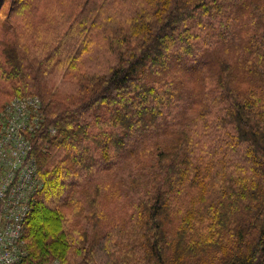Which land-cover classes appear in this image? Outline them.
<instances>
[{"label": "trees", "instance_id": "1", "mask_svg": "<svg viewBox=\"0 0 264 264\" xmlns=\"http://www.w3.org/2000/svg\"><path fill=\"white\" fill-rule=\"evenodd\" d=\"M31 6L0 55L43 105L25 264H264V0Z\"/></svg>", "mask_w": 264, "mask_h": 264}, {"label": "built area", "instance_id": "2", "mask_svg": "<svg viewBox=\"0 0 264 264\" xmlns=\"http://www.w3.org/2000/svg\"><path fill=\"white\" fill-rule=\"evenodd\" d=\"M43 124L36 96L16 97L0 108V264L26 262L25 220L41 186L33 142Z\"/></svg>", "mask_w": 264, "mask_h": 264}, {"label": "rangeland", "instance_id": "3", "mask_svg": "<svg viewBox=\"0 0 264 264\" xmlns=\"http://www.w3.org/2000/svg\"><path fill=\"white\" fill-rule=\"evenodd\" d=\"M57 1H59V0H57ZM29 5H32L31 8L37 7V8H41L42 10L49 11V10H53V8H54V0H3L0 3V55H1L2 51H3V53H7V50H9V47L15 48V45L11 44L10 42H12V41L15 42V40L17 41V39L19 41L20 40L19 35H23L25 37L24 25H23L24 28L22 27L23 30H22L21 34L18 35L17 32L13 33V31L11 30L10 24L5 21L6 15L10 14L11 8L15 7L17 9V12L15 13L16 16L13 17L14 20L17 19L18 22L22 21L24 24L25 23V9H29L28 8ZM43 19H44V16H40L37 18V20H39L41 23H42ZM33 25H35V23H33ZM39 27H41V26H39ZM39 27H36V28H39ZM11 37H13L12 40H10ZM3 65L5 66V69H6L5 72H9L8 65L6 63H4ZM0 73L2 74V72H0ZM62 74L63 73H61V72L55 73V74H53L52 77H50L51 74L48 75L47 79L49 82H48L47 86L44 87V90H47V88L52 87V85H57L58 80L61 78ZM54 82H56V83H54ZM8 85L12 86V84H10V83H8ZM8 85L0 83V104H2L3 102L9 103L12 99H14L16 97H20V96H14L10 100H8L6 97H4L3 96L4 92L7 89L11 88V87H8ZM43 182L44 181L41 180L42 186H43ZM114 191H115V195L113 198H112L110 192L107 191L106 189L102 190V192L99 194V196H97L98 204L103 206V208L105 210H107L106 207L108 208L109 206H110V209H112L113 208V202L120 201L124 197L123 188L116 187V188H114Z\"/></svg>", "mask_w": 264, "mask_h": 264}, {"label": "bare ground", "instance_id": "4", "mask_svg": "<svg viewBox=\"0 0 264 264\" xmlns=\"http://www.w3.org/2000/svg\"><path fill=\"white\" fill-rule=\"evenodd\" d=\"M38 98H39V97H38ZM40 100H41V99H40ZM41 102H42V101H41ZM51 132H52V134H55V133H56V131H55V130H52Z\"/></svg>", "mask_w": 264, "mask_h": 264}, {"label": "water", "instance_id": "5", "mask_svg": "<svg viewBox=\"0 0 264 264\" xmlns=\"http://www.w3.org/2000/svg\"><path fill=\"white\" fill-rule=\"evenodd\" d=\"M3 0H0V3L2 2Z\"/></svg>", "mask_w": 264, "mask_h": 264}]
</instances>
